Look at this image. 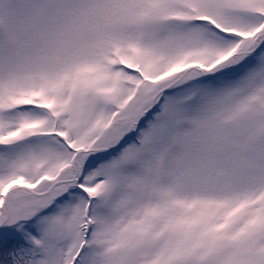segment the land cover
<instances>
[{
	"label": "snow or ice",
	"instance_id": "snow-or-ice-1",
	"mask_svg": "<svg viewBox=\"0 0 264 264\" xmlns=\"http://www.w3.org/2000/svg\"><path fill=\"white\" fill-rule=\"evenodd\" d=\"M0 264H264V0H0Z\"/></svg>",
	"mask_w": 264,
	"mask_h": 264
}]
</instances>
